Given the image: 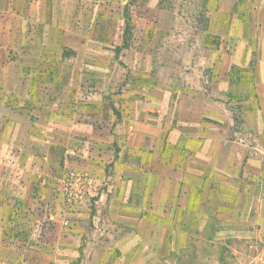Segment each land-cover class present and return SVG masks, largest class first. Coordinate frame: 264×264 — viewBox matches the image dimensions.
<instances>
[{"label": "crops", "instance_id": "1", "mask_svg": "<svg viewBox=\"0 0 264 264\" xmlns=\"http://www.w3.org/2000/svg\"><path fill=\"white\" fill-rule=\"evenodd\" d=\"M163 2L0 0V264L264 254V0L245 7L249 33L204 30L220 43L198 89L159 82Z\"/></svg>", "mask_w": 264, "mask_h": 264}, {"label": "rangeland", "instance_id": "2", "mask_svg": "<svg viewBox=\"0 0 264 264\" xmlns=\"http://www.w3.org/2000/svg\"><path fill=\"white\" fill-rule=\"evenodd\" d=\"M163 5H167L173 10L174 27L168 33V39L164 41L166 46L162 44L156 52L158 56L156 74L160 78L159 82L174 86V89L175 87L198 89L195 88L198 85L197 82L202 79L205 80L208 76L203 60L205 58L208 59L211 52H213L210 50V46H206L203 43L205 27L208 30L211 25L212 31H216V33L221 35L220 33L226 34L228 32L229 25L232 22L233 28L231 32L241 34V23H244V31L249 33V13L245 11L246 6H248L249 10V0H164ZM228 37L231 38V36ZM161 39L164 40L165 36H161ZM229 42L230 40H227V44ZM227 44L224 45L226 49H228ZM238 109L243 110V108L233 106V115L237 116V118H242L243 112H239ZM240 127L241 131L246 132L244 124L240 123ZM33 185L35 188L31 191V194L38 198L43 191H41L39 186H36L38 184L35 183ZM63 200H66V198L63 197ZM8 209L10 214L14 212L20 216L28 212L24 208L9 207ZM63 209H65L64 206ZM21 224V222H15L14 225L16 226L14 228L20 229ZM75 224L81 225L84 230L92 226L87 224L86 221L78 223L74 220L73 224L71 221L63 223V227H71V225ZM63 227V231L68 230V228ZM258 250H260V245ZM255 256H258L256 264H264V254L260 252L257 255L255 253ZM239 260L249 263L251 257L247 255L240 256Z\"/></svg>", "mask_w": 264, "mask_h": 264}, {"label": "trees", "instance_id": "3", "mask_svg": "<svg viewBox=\"0 0 264 264\" xmlns=\"http://www.w3.org/2000/svg\"><path fill=\"white\" fill-rule=\"evenodd\" d=\"M207 27H205L204 30H206ZM204 43L206 46H210V47H218L219 46V43H220V36L219 35H212L211 33H205L204 35ZM239 71L240 69L233 65L232 68H231V71H230V77H231V81H239V82H244L245 81V78L243 79V77H240L239 76ZM248 80V79H246ZM251 79L249 78V81ZM229 93V92H228ZM250 93H249V90H248V93H247V97H249ZM238 95L234 92H231L229 93L228 95V100L232 101V102H237L238 101ZM240 107V106H238ZM239 110V109H238ZM241 120V119H240Z\"/></svg>", "mask_w": 264, "mask_h": 264}]
</instances>
